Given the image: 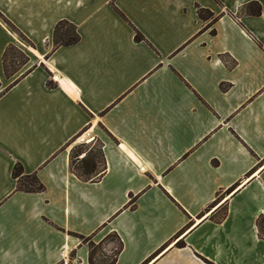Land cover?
Returning <instances> with one entry per match:
<instances>
[{
  "label": "crops",
  "instance_id": "1",
  "mask_svg": "<svg viewBox=\"0 0 264 264\" xmlns=\"http://www.w3.org/2000/svg\"><path fill=\"white\" fill-rule=\"evenodd\" d=\"M62 20L81 40L53 51ZM30 69L0 96V264H91L79 237L111 235L115 264H264V0H0V92ZM79 135L102 142L94 180Z\"/></svg>",
  "mask_w": 264,
  "mask_h": 264
},
{
  "label": "trees",
  "instance_id": "2",
  "mask_svg": "<svg viewBox=\"0 0 264 264\" xmlns=\"http://www.w3.org/2000/svg\"><path fill=\"white\" fill-rule=\"evenodd\" d=\"M262 6L259 3H251L247 7V12H250L251 14L259 15L262 13ZM198 13L201 19L208 21L210 20V23L208 27H212L214 23L219 19V16L215 15L214 12H212L209 9H205L202 7H198ZM122 14V13H121ZM213 34H216V30H212ZM25 38V37H24ZM26 39V38H25ZM135 39L137 41H143L145 40V36L138 30H136V36ZM27 40V39H26ZM81 40V35L78 31V27L71 23L68 20H62L60 21L54 30L53 35V41H54V48L53 51L58 49L61 46H71L73 44L78 43ZM29 42V41H28ZM14 51V53H13ZM3 62H4V68L6 75L11 78L14 76L25 64L29 62V56L24 50L17 47L14 44H11L5 51L3 56ZM32 69L28 70L26 73H24L20 78L16 79L10 86H8L5 90L0 92V96L4 94L7 90H9L14 84L18 83L21 78H23L26 74H28ZM49 87L53 88L56 87V84L53 81H50L48 83ZM2 86V82L0 80V88ZM74 150V149H73ZM82 152V151H81ZM79 152V153H81ZM74 151H72L71 154V169L73 172L82 180L90 181L94 180L101 172H103L106 169L107 163H106V157L103 152V148L101 145V149L99 152V156L97 157L92 152L87 153L82 158H79L78 155L74 156ZM76 161L80 164L77 168ZM13 177L17 179L18 185L17 189L19 191H25V192H43L45 191V185L40 181L37 174H27L25 172L24 166L21 163H17L13 170ZM231 192V189L230 191ZM219 202V199L216 200V202L212 205L213 207L217 205ZM226 215V209L224 212V216ZM223 216V217H224ZM258 226L259 231L262 236H264V218L258 219ZM81 238H87L84 236H81ZM88 240H91V237L87 238ZM179 247H184L185 242L181 241L177 244ZM123 245H120V248H118V252L121 250ZM118 252L115 255V258H112L111 262L109 264H115L118 257ZM90 263L95 264L94 258H93V251L90 252ZM209 264H213L212 262H209Z\"/></svg>",
  "mask_w": 264,
  "mask_h": 264
},
{
  "label": "rangeland",
  "instance_id": "3",
  "mask_svg": "<svg viewBox=\"0 0 264 264\" xmlns=\"http://www.w3.org/2000/svg\"><path fill=\"white\" fill-rule=\"evenodd\" d=\"M13 53H14V51H13ZM81 138H82V135H79V137H77L75 139V141L73 142V143H75V145H74L75 147L73 150L74 156H77L79 154L78 157L82 158L84 153L87 154L89 152H92L94 155H96L98 157L102 142L100 140H94L91 143H86V141L83 142V140H81ZM79 152H81V153H79ZM79 165L80 164L78 163V161H76L77 168L79 167ZM215 206H218V204ZM224 212H225L224 209L221 210V214L222 213L224 214ZM79 238L81 241H83L84 243H87L89 245L90 252H91V250L93 251V258H94L95 264H109V262H111L112 258H115V255L118 252L116 250L115 253L107 254V252H106L107 250H105L106 246H107V241L110 239H114L115 238L114 235L109 236L108 238L104 239L102 242L99 241L100 238L94 239L91 237L92 238L91 240H88L87 239L88 237L86 239L81 238V237H79ZM119 248H120V246H119ZM105 255H108V256H105Z\"/></svg>",
  "mask_w": 264,
  "mask_h": 264
},
{
  "label": "built area",
  "instance_id": "4",
  "mask_svg": "<svg viewBox=\"0 0 264 264\" xmlns=\"http://www.w3.org/2000/svg\"><path fill=\"white\" fill-rule=\"evenodd\" d=\"M74 261L77 262V259L71 257L68 249H65L64 251H62V253H61L62 264H75Z\"/></svg>",
  "mask_w": 264,
  "mask_h": 264
}]
</instances>
